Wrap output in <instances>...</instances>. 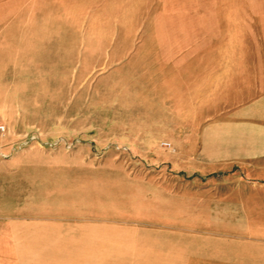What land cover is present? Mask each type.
Wrapping results in <instances>:
<instances>
[{"label": "crops", "instance_id": "0c3cea01", "mask_svg": "<svg viewBox=\"0 0 264 264\" xmlns=\"http://www.w3.org/2000/svg\"><path fill=\"white\" fill-rule=\"evenodd\" d=\"M2 32L37 50L214 56L173 59L160 85L181 184L79 203L1 167L0 264H264V0H0Z\"/></svg>", "mask_w": 264, "mask_h": 264}, {"label": "rangeland", "instance_id": "374dc122", "mask_svg": "<svg viewBox=\"0 0 264 264\" xmlns=\"http://www.w3.org/2000/svg\"><path fill=\"white\" fill-rule=\"evenodd\" d=\"M38 45L33 36L0 33V171L24 166L64 198L95 204L183 182L180 173L167 175L168 157L182 153L159 128L167 119L160 85L182 68L167 64L173 59L214 51L32 48Z\"/></svg>", "mask_w": 264, "mask_h": 264}, {"label": "built area", "instance_id": "2783aa9c", "mask_svg": "<svg viewBox=\"0 0 264 264\" xmlns=\"http://www.w3.org/2000/svg\"><path fill=\"white\" fill-rule=\"evenodd\" d=\"M4 126L3 125H0V129H3ZM163 144H168V142H163Z\"/></svg>", "mask_w": 264, "mask_h": 264}]
</instances>
